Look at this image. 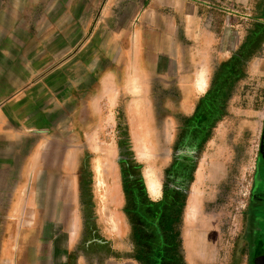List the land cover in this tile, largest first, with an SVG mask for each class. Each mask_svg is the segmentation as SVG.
Masks as SVG:
<instances>
[{
  "label": "rangeland",
  "instance_id": "374dc122",
  "mask_svg": "<svg viewBox=\"0 0 264 264\" xmlns=\"http://www.w3.org/2000/svg\"><path fill=\"white\" fill-rule=\"evenodd\" d=\"M0 1V79L24 92L20 105L30 116L28 123H33L34 135H38L41 156L30 176L32 188L25 189V203L20 205L24 210L15 213L24 227H3L0 235H19L25 251H39L45 257L53 254L58 257L57 264H67V247L77 227V178L81 174L88 183L101 235L124 246L128 223L123 213L117 117L134 161L140 165L143 187L149 199L158 200L160 193L150 195L144 181L145 161L134 150L127 106L136 99L141 104L147 160L155 170L160 192L161 116L163 110L177 105L175 85L166 78L145 79L143 66H138L145 60L144 54L122 50L129 42L138 47L132 31L128 35L126 30L123 35L116 33L118 16L129 10L128 0L118 4L117 0L114 4L113 0ZM186 1L203 22L219 28L216 33L221 38L228 34L232 39L224 49L210 55V67L201 69L206 79L213 63L229 54L252 23L262 21L256 4L264 7V0ZM135 84L136 99H132L134 96L125 89ZM168 96L177 99L169 100ZM230 97L225 116L201 149L186 195L183 250L199 264H225L249 189L264 105V42ZM108 172V177L103 176ZM193 191L194 202L188 207ZM101 201L108 212L99 207ZM63 234L65 239L57 250L56 237ZM12 246L14 249L16 245Z\"/></svg>",
  "mask_w": 264,
  "mask_h": 264
},
{
  "label": "flooded vegetation",
  "instance_id": "af4514ba",
  "mask_svg": "<svg viewBox=\"0 0 264 264\" xmlns=\"http://www.w3.org/2000/svg\"><path fill=\"white\" fill-rule=\"evenodd\" d=\"M256 13L262 21L252 23L229 54L213 63L204 89L191 98L178 95L176 107L163 110L158 145L162 160L158 200L149 199L143 187L140 165L134 161L122 121L117 117L118 161L125 197L123 213L128 223L124 246L101 235L87 180L79 174L77 227L67 245V264H111L118 259L131 264H199L183 250L182 221L187 190L202 147L225 116L233 87L264 42V13ZM56 239L54 246L60 250L65 235ZM225 264H264V105L255 167Z\"/></svg>",
  "mask_w": 264,
  "mask_h": 264
},
{
  "label": "crops",
  "instance_id": "0c3cea01",
  "mask_svg": "<svg viewBox=\"0 0 264 264\" xmlns=\"http://www.w3.org/2000/svg\"><path fill=\"white\" fill-rule=\"evenodd\" d=\"M246 2V0H240ZM116 2V1H115ZM120 0H117V4ZM2 2L0 1V5ZM114 4V0L111 2ZM129 10L118 16V36L132 31L138 42L133 47L129 42L124 52H142L145 79L166 78L175 85V93L182 98H191L204 89L203 68H209L213 52L224 49L232 39L228 34L216 33V25L202 21L201 15L186 0H128ZM138 10L135 11L137 9ZM3 21V10L0 11ZM216 26V27H215ZM3 29V28H2ZM1 29L0 35H3ZM219 29V28H218ZM217 29V30H218ZM123 35V34H122ZM128 35V34H127ZM126 36V35H125ZM221 51V50H220ZM3 54V43L0 46ZM210 56V57H209ZM128 60L131 58L128 56ZM153 58V60H148ZM2 66H3V58ZM139 59H137L138 61ZM158 60V62H157ZM1 66V67H2ZM3 73V70H0ZM202 75V76H201ZM50 79V77H48ZM203 88H197V82ZM135 84L125 91L136 99ZM24 92L9 87V82L0 79V229L24 227L18 220V211H23L25 189L32 188L31 175L39 163L40 140L34 135L29 114L21 107ZM169 100L177 99L168 96ZM132 101V100H131ZM32 121V120H31ZM33 136L37 137L33 140ZM18 172V174H16ZM151 195L150 189H147ZM29 195V194H28ZM3 220L4 224H3ZM18 222V223H17ZM0 233H2L0 231ZM21 236L0 235V264H57L58 257L39 251H25L20 245ZM15 244V248L11 245ZM111 264H131L116 260Z\"/></svg>",
  "mask_w": 264,
  "mask_h": 264
},
{
  "label": "bare ground",
  "instance_id": "6f19581e",
  "mask_svg": "<svg viewBox=\"0 0 264 264\" xmlns=\"http://www.w3.org/2000/svg\"><path fill=\"white\" fill-rule=\"evenodd\" d=\"M201 78H203V76ZM197 88L200 89V90L203 88L202 82H200V80L197 82ZM127 109H128V111L130 113V125H131V132L130 133H131V137H132V140H133V143H134L133 144L134 150L140 157H143V159L145 161V167L143 169L144 181H145L146 185L148 186V188L150 189L151 195L155 196V195H157L159 193V183L157 181V176H156L154 168L151 166L150 161L147 160V157L149 156V153H147L146 144H145V133H144V129H143V125H142V117H141V111H142L141 110V104L138 102L137 99L136 100H132L131 102H129V104L127 106ZM97 171H98V169H97ZM103 176H107L108 177L109 176V172L105 173V175H103ZM102 181H104V180H102ZM112 192H113V190H112ZM111 198L112 197L110 196L108 199L111 200ZM194 198L195 197H194V191H193L192 194H191V197L189 198V204L187 202V204L189 205L188 207H190V205L194 202ZM100 206H101V208L103 209L104 212H108L107 211V205L104 202L101 201V203H99V207ZM101 208H100V210H101ZM186 219H188V220L190 219V210L187 212V218Z\"/></svg>",
  "mask_w": 264,
  "mask_h": 264
},
{
  "label": "trees",
  "instance_id": "16d2710c",
  "mask_svg": "<svg viewBox=\"0 0 264 264\" xmlns=\"http://www.w3.org/2000/svg\"><path fill=\"white\" fill-rule=\"evenodd\" d=\"M256 10L258 11V12H264V7L263 6H260V3H258V4H256Z\"/></svg>",
  "mask_w": 264,
  "mask_h": 264
},
{
  "label": "water",
  "instance_id": "95a60500",
  "mask_svg": "<svg viewBox=\"0 0 264 264\" xmlns=\"http://www.w3.org/2000/svg\"><path fill=\"white\" fill-rule=\"evenodd\" d=\"M160 152V151H159ZM158 175V174H157Z\"/></svg>",
  "mask_w": 264,
  "mask_h": 264
}]
</instances>
